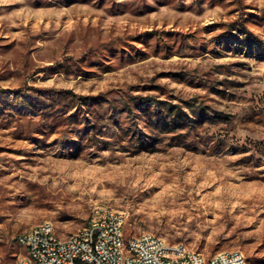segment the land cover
<instances>
[{
    "label": "rangeland",
    "instance_id": "1",
    "mask_svg": "<svg viewBox=\"0 0 264 264\" xmlns=\"http://www.w3.org/2000/svg\"><path fill=\"white\" fill-rule=\"evenodd\" d=\"M98 208L264 264V0H0V264Z\"/></svg>",
    "mask_w": 264,
    "mask_h": 264
},
{
    "label": "built area",
    "instance_id": "2",
    "mask_svg": "<svg viewBox=\"0 0 264 264\" xmlns=\"http://www.w3.org/2000/svg\"><path fill=\"white\" fill-rule=\"evenodd\" d=\"M125 222L124 212L98 208L68 237L60 236L51 221L35 224L18 236L26 255L16 264H248L239 250L208 257L153 233L127 236Z\"/></svg>",
    "mask_w": 264,
    "mask_h": 264
}]
</instances>
